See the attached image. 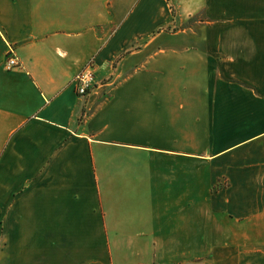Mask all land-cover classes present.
<instances>
[{"label":"crops","instance_id":"1","mask_svg":"<svg viewBox=\"0 0 264 264\" xmlns=\"http://www.w3.org/2000/svg\"><path fill=\"white\" fill-rule=\"evenodd\" d=\"M167 1L0 0V264H264V0Z\"/></svg>","mask_w":264,"mask_h":264},{"label":"built area","instance_id":"2","mask_svg":"<svg viewBox=\"0 0 264 264\" xmlns=\"http://www.w3.org/2000/svg\"><path fill=\"white\" fill-rule=\"evenodd\" d=\"M19 65L18 58L9 52L5 61L6 68L11 69ZM73 82L77 94L81 97H84L93 91L98 85L93 62H88L85 68L75 75Z\"/></svg>","mask_w":264,"mask_h":264},{"label":"rangeland","instance_id":"3","mask_svg":"<svg viewBox=\"0 0 264 264\" xmlns=\"http://www.w3.org/2000/svg\"><path fill=\"white\" fill-rule=\"evenodd\" d=\"M167 3L168 9L171 10L174 15L177 13L176 5L179 7V12L182 14H186L193 7L191 5V0H168ZM192 3L198 10L202 9L203 0H192ZM97 80H99V78H97Z\"/></svg>","mask_w":264,"mask_h":264}]
</instances>
